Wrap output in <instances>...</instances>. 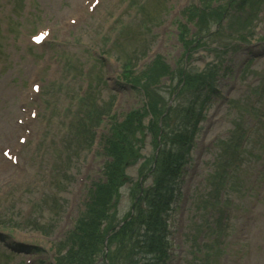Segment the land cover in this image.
Masks as SVG:
<instances>
[{"label": "rangeland", "instance_id": "1", "mask_svg": "<svg viewBox=\"0 0 264 264\" xmlns=\"http://www.w3.org/2000/svg\"><path fill=\"white\" fill-rule=\"evenodd\" d=\"M85 1L90 0H0V233L6 235L0 242V264H26L28 258L32 264H48L56 257L55 246L83 213L93 183L104 177L107 156L102 137L109 132L110 119L96 128L93 118L111 111L122 121L141 104L139 92L121 80L126 59L139 70L160 54L173 70L177 68L183 54L177 26L174 22L166 32L163 27L177 12L175 18L182 19L180 12L198 3L101 0L89 14ZM260 1L252 7L257 18L239 17L251 19L244 26L256 32L247 42L238 40L241 31H233L234 23L231 30L229 21L217 35L216 41L228 46L220 55L221 97L208 110L179 180L180 195L170 221L169 264H194L211 246L215 264H264V126L257 125L262 142L247 146L236 175L214 205L209 181L223 163L221 142L242 125L249 130L257 123L250 112L264 94V85L257 87L264 78V39L258 40L264 37V0ZM80 14L81 21L70 25ZM237 14L240 11L231 8L230 15ZM46 26L53 28V35L42 49L33 47L29 36ZM213 60L215 55L201 48L188 69L202 71ZM88 80L85 108L77 100ZM37 82L45 88L31 103L28 93ZM170 85L171 79L162 81L167 99L172 98ZM175 99L170 100L174 105ZM35 106L41 112L31 125L32 137L18 166H12L2 151L17 146L21 134L17 121ZM84 124L97 133L94 143L90 131L82 130ZM152 152L151 145L143 151L146 156ZM137 169L138 165L127 170L133 182ZM150 184L151 180L146 185ZM131 186L128 182L121 189V220L132 209Z\"/></svg>", "mask_w": 264, "mask_h": 264}, {"label": "trees", "instance_id": "2", "mask_svg": "<svg viewBox=\"0 0 264 264\" xmlns=\"http://www.w3.org/2000/svg\"><path fill=\"white\" fill-rule=\"evenodd\" d=\"M234 1L231 3L234 4ZM251 1L243 0L236 10L242 11L248 3L253 6ZM188 15L191 20H198V33L213 16L208 15L207 9L189 11ZM215 17L219 19L222 13H216ZM186 34L187 26L181 25V38L184 39ZM190 46L191 50L196 49L200 47V42L186 38L185 47ZM128 65L124 70V79L140 87L148 103L131 111L123 122L113 124L106 139L105 151L111 160L105 165V179L95 183L87 211L64 245L57 249L56 264H94L104 254L105 237L114 228V199L119 196L126 167L140 158L141 145L147 133L151 134L154 145L158 147L161 121L166 133L162 136L163 148L157 160L154 185L139 198L131 220L109 239V247L114 246V249L110 248L107 257L110 264H166L168 259L166 216L174 194L172 182L179 175L209 97L216 92L217 67L209 66L205 72H187L183 76L182 68L175 74L159 57L141 76H136ZM176 75L179 78L177 87L184 83L178 95L185 102L164 116L166 101L157 86L162 78L169 76L174 79ZM146 163L141 171L147 167ZM139 191L137 187L136 194Z\"/></svg>", "mask_w": 264, "mask_h": 264}]
</instances>
